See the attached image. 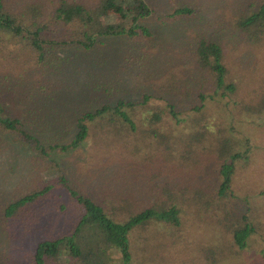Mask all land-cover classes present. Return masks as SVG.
<instances>
[{"label":"trees","instance_id":"trees-1","mask_svg":"<svg viewBox=\"0 0 264 264\" xmlns=\"http://www.w3.org/2000/svg\"><path fill=\"white\" fill-rule=\"evenodd\" d=\"M243 1L229 10L226 21L240 32L248 45H260L264 42V0ZM147 13L148 8L142 0H0V85L4 81L9 83L8 96L18 94L20 98L32 99L35 108L42 109V103L52 99L49 95L43 97L44 88L50 89L51 86L54 91L60 83L72 78L76 71L70 68L73 64L68 57L61 58L53 53V46L87 51L94 46L95 37L123 36L132 40L144 37L146 40L150 36L148 31L132 21L145 17ZM187 13L188 8L179 7L171 14ZM108 14L116 21L104 22ZM55 36L60 37L56 40ZM191 52V70L194 78L201 75L202 83L194 96L198 101L189 105L193 115L187 117L179 133L166 130L164 116L175 124L184 122L177 117L170 103L167 102L163 111L158 107H146V99L150 97L146 93L136 102L121 96L107 101L106 94L93 109L67 117L73 123L74 132L66 144H46L43 139L42 143L38 139L47 130L43 127L45 114L5 113L0 101V132L11 134L17 142L38 155H45L44 145L63 152L75 149L87 137L90 138L89 147L110 148L112 142L121 143L122 139H126L124 136L131 133V141L136 142L131 145V151L146 147L144 154L136 155L137 163L145 166L144 160L151 158L154 161V170L145 171L147 181H141L144 185L136 191L129 187L125 190L121 188L124 193L116 197L77 194L58 174L52 183L36 185L1 206L0 218H6L32 204L55 185L65 189L73 199V219L68 222L65 231H43L41 236L31 240V264H59L57 261L61 258L65 259L62 261L65 264H154V249L162 250L163 242L156 237L162 233L156 226L175 229L185 221L182 215L197 216L200 210L205 214L208 209L220 211V215L216 212V216L214 211V218L206 222H214L220 227L222 237L228 236L234 251L245 247L255 230L251 221L253 216L242 214L240 219L231 218L228 202L233 196L229 188L234 163L247 159V141L238 143L239 140L223 135L222 131L212 135L207 131L208 122L203 113L206 102L216 105L219 101L215 102V98L234 94L236 84L229 76L223 50L215 42L199 36ZM83 58L81 60H87L88 55L84 54ZM234 78L240 86L242 78ZM205 86L211 93L207 96L203 92ZM111 89L106 79L103 83L94 81L88 88L95 94L110 93ZM240 100L243 102L242 98ZM236 103H233L234 107ZM261 110L262 106L258 111ZM248 111V106L244 105V115L258 114L246 113ZM208 135L213 138L212 146L205 151L212 156V160L204 159L208 178L212 182L203 186L195 176L199 171L198 156L202 154L196 149H199L197 146L201 141L208 143ZM177 172L180 175L173 180ZM140 193L145 198L139 202L136 196ZM260 193L264 195V190ZM39 213L30 211L35 220ZM210 213L213 214V211ZM170 229V240L173 241L174 230ZM136 231L144 239L141 256L133 254L130 248L131 237ZM32 233L35 235L36 229ZM147 234L151 243L145 241ZM214 252L203 250L202 259L206 264L215 263Z\"/></svg>","mask_w":264,"mask_h":264},{"label":"rangeland","instance_id":"rangeland-1","mask_svg":"<svg viewBox=\"0 0 264 264\" xmlns=\"http://www.w3.org/2000/svg\"><path fill=\"white\" fill-rule=\"evenodd\" d=\"M142 1L148 13L132 22L148 31V39L95 37L94 46L87 51L53 46L54 54L71 60L73 65L70 68L76 69L73 77L60 83L54 91L51 86L49 89L42 85L43 97L49 95L52 99L45 100L39 110L32 99L20 98L18 94L8 96L9 83L1 81V106L5 113L45 114L43 127L47 130L38 136L39 141L66 144L74 132L73 123L67 118L71 114L93 109L106 94L107 101L121 96L136 102L146 93L150 96L146 99V107H158L165 111L167 102L174 106L177 117L184 122L175 124L169 117L164 116L163 119L169 133H179L187 117L193 115L189 105L198 101L194 96L202 83L201 75L194 78L191 70L192 45L199 36L215 42L223 50L229 76L236 84V92L224 98H215V102L219 101L216 105L206 102L203 113L208 122L207 131L212 135L222 131L223 135L239 140L238 143L247 141V159L234 163L229 188L233 196L228 202V209L231 218L251 214L255 230L247 239L245 247L235 252V247L229 245L228 236L222 237L220 227L214 222H206L214 218V211L215 216L216 212L220 215V211L208 209L202 214L200 210L197 216L187 213L182 215L185 221L178 228L156 226L162 232L156 237L163 242L162 250L154 249V264H206L202 259L203 250L206 249L215 251L214 264H264V195L260 193L264 190V42L251 47L240 32L227 23L229 10L241 0ZM179 7L188 8L189 13L171 14L173 9ZM107 16L104 22L116 21L111 14ZM55 37L58 40L60 36ZM84 54L88 55V61L81 60ZM234 76L242 78L240 86ZM105 79L106 84L112 87L110 93L89 92L88 88L94 81L103 83ZM203 92L205 96L211 94L207 86ZM244 105L249 109L246 113L258 114L244 115ZM261 106L262 110L258 111ZM137 109L141 110V107ZM190 129L193 128L190 126ZM33 130L39 131L37 128ZM131 135H125L126 139H122L121 143L112 142L110 148L89 147V137L75 149L63 152L56 148L48 149L44 145L46 153L41 156L17 142L11 134L0 132V207L23 192L34 189L36 185L52 183L58 174L77 194L88 197H116L124 193L121 188L125 190L127 187L136 191L140 185H144L141 181H147L145 171L154 170V161L151 158L144 160L145 166L137 163L136 155L144 154L146 147L131 151V145L135 142L131 141ZM208 138L207 144L201 141L197 146L199 149H196L202 154L198 156L199 171L195 176L203 186L212 182L206 172L205 159L212 160V156L205 151L212 146L213 138L209 135ZM179 175L175 173L173 180ZM144 198L145 195L141 193L136 196L139 202ZM74 207L73 199L65 189L55 185L17 213L0 218V264H31V240L41 236L43 231H65L68 222L73 219L71 215ZM247 210L249 213H246ZM30 211L40 212L38 219L35 220ZM34 229L35 235L32 233ZM169 229L174 230L173 241L170 240ZM150 239L147 234L145 241L149 243ZM143 242L142 235L134 232L130 243L133 254H143ZM64 260L61 258L57 262L65 264L62 262ZM112 261L115 262L114 259Z\"/></svg>","mask_w":264,"mask_h":264}]
</instances>
